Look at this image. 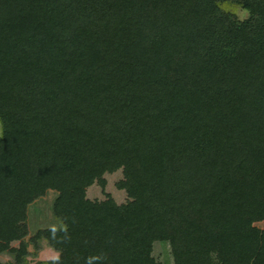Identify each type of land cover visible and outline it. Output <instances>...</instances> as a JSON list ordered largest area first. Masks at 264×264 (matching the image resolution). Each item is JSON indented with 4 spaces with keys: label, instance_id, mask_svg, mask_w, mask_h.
Instances as JSON below:
<instances>
[{
    "label": "trees",
    "instance_id": "1",
    "mask_svg": "<svg viewBox=\"0 0 264 264\" xmlns=\"http://www.w3.org/2000/svg\"><path fill=\"white\" fill-rule=\"evenodd\" d=\"M242 5L0 0V253L31 264L28 209L56 191L37 264H163L157 242L264 264V0ZM121 168L126 204L86 198Z\"/></svg>",
    "mask_w": 264,
    "mask_h": 264
},
{
    "label": "rangeland",
    "instance_id": "2",
    "mask_svg": "<svg viewBox=\"0 0 264 264\" xmlns=\"http://www.w3.org/2000/svg\"><path fill=\"white\" fill-rule=\"evenodd\" d=\"M218 7L219 14L223 16L228 15L232 19L238 21H245L251 17V12L245 9L242 4L246 3V0H240L237 3L236 0H213ZM185 15V12H183ZM3 135L2 124L0 123V138ZM105 181V186L101 183L96 182L86 190V198L91 201L104 202L107 200H114L117 205L126 204L129 200L127 192L120 189L121 182L124 181V170L121 168L112 173H106L103 176ZM59 193L56 191H48L46 196L38 199L30 206V223L29 225V235L25 239V243L28 248L29 256L28 261L31 264H37L39 262H50L58 259L59 253L57 252V258L55 259H43L42 254L46 250L52 249L45 238L36 239L39 232L49 229H65L61 221L57 220L54 216L53 206L54 202L58 199ZM53 221L58 222L56 225L52 223ZM254 226L264 230V216L257 217L254 219ZM21 241H16L12 243V247L19 249L21 246ZM53 250V249H52ZM48 256V253H46ZM153 256L157 261L163 264H174L173 257L171 256L170 248L166 244L155 243ZM3 263L13 264L16 261V256L11 253H6L3 259ZM84 264H92L91 262L84 260Z\"/></svg>",
    "mask_w": 264,
    "mask_h": 264
},
{
    "label": "crops",
    "instance_id": "3",
    "mask_svg": "<svg viewBox=\"0 0 264 264\" xmlns=\"http://www.w3.org/2000/svg\"><path fill=\"white\" fill-rule=\"evenodd\" d=\"M39 201V200H38ZM54 204V203H53ZM31 206H33V205H31ZM54 213V212H53ZM29 218H30V208L28 209V222L30 223V220H29ZM52 223H55L54 225H56V223H58V222H55V221H53ZM30 226H31V228H32V225H31V223L29 224ZM46 253H48V256H46ZM5 254L6 253H0V262H2L3 263V261H1L2 259H3V257L5 256ZM57 252L56 251H54V250H52V249H49V250H46L45 252H43V254H42V257H43V259H56L57 258ZM7 263V262H6ZM9 264V263H8Z\"/></svg>",
    "mask_w": 264,
    "mask_h": 264
}]
</instances>
